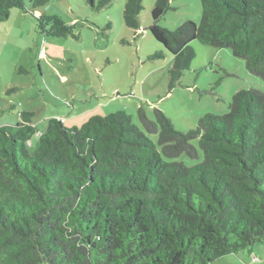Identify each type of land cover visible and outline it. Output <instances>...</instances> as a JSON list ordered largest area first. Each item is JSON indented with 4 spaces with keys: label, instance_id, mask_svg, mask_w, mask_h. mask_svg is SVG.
<instances>
[{
    "label": "trees",
    "instance_id": "1",
    "mask_svg": "<svg viewBox=\"0 0 264 264\" xmlns=\"http://www.w3.org/2000/svg\"><path fill=\"white\" fill-rule=\"evenodd\" d=\"M26 1L0 0V22L20 8L40 34L79 38L78 22L36 15L50 0H29L31 9ZM115 1L86 0L95 11ZM173 1L156 0L150 26L173 55L169 92L196 57L194 40L230 49L264 80V0H201L199 24L169 29L159 21ZM143 9V0H126L136 37ZM20 115L0 126V264H210L263 241L264 91H237L226 114L202 116L187 131L143 106V129L124 110L80 128L50 118L45 132L35 112ZM184 154L199 162L174 160Z\"/></svg>",
    "mask_w": 264,
    "mask_h": 264
},
{
    "label": "rangeland",
    "instance_id": "2",
    "mask_svg": "<svg viewBox=\"0 0 264 264\" xmlns=\"http://www.w3.org/2000/svg\"><path fill=\"white\" fill-rule=\"evenodd\" d=\"M155 2L143 0L138 37L124 20L126 0H116L100 11L86 0H50L37 9L36 15L78 22L79 38L44 36L37 31L31 11L13 8L9 18L0 22V126L17 124L21 110L35 112L33 121L41 132L50 118L80 128L95 115L124 110L143 129L138 117L143 106L152 118L155 108L163 110L177 130L187 131L202 116L226 114L237 91L251 87L264 91V80L247 70L244 59L230 49L194 40L196 57L169 92L173 55L150 30ZM172 4L176 9L160 19L161 26L175 29L187 20L200 23L201 0ZM26 5L31 9L29 0ZM160 51L166 57L152 59ZM149 137L157 141L156 135ZM38 138L39 134L33 136L32 146ZM200 155L202 159L201 151ZM174 160L189 166L199 162L185 154ZM210 264H264V239Z\"/></svg>",
    "mask_w": 264,
    "mask_h": 264
}]
</instances>
